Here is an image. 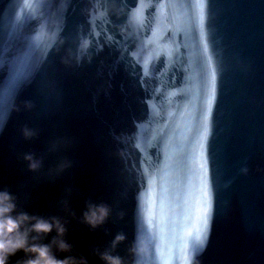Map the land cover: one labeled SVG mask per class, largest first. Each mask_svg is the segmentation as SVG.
I'll use <instances>...</instances> for the list:
<instances>
[{"label":"water","instance_id":"water-1","mask_svg":"<svg viewBox=\"0 0 264 264\" xmlns=\"http://www.w3.org/2000/svg\"><path fill=\"white\" fill-rule=\"evenodd\" d=\"M205 188L195 264H239L264 200V0H0V190L65 222L73 251L58 258L164 264ZM88 202L111 208L95 231Z\"/></svg>","mask_w":264,"mask_h":264},{"label":"clouds","instance_id":"clouds-1","mask_svg":"<svg viewBox=\"0 0 264 264\" xmlns=\"http://www.w3.org/2000/svg\"><path fill=\"white\" fill-rule=\"evenodd\" d=\"M108 14L110 9L103 10ZM58 33L47 31L39 34L37 40H47L50 44H55ZM89 48L87 41L82 42L77 53V60L82 59ZM27 108H31L30 103H26ZM23 135L26 140H32L37 137V133L27 127L23 129ZM24 160L27 162L29 170L38 171L43 161L37 159L34 154H25ZM70 166V165H69ZM111 217V208L104 203L86 204V210L82 214V222L93 231L102 228ZM67 227L59 217L33 216L26 211L18 209L17 197L11 191L0 190V264H11V260L19 252H24L28 259L25 264H88L85 256L65 255L63 259L55 254L72 253L73 246L67 241ZM53 233L56 235L50 243L40 242L42 238L49 237ZM126 240L123 233H119L112 241V248ZM97 255L102 264H123L121 257L112 255L105 250Z\"/></svg>","mask_w":264,"mask_h":264},{"label":"snow or ice","instance_id":"snow-or-ice-1","mask_svg":"<svg viewBox=\"0 0 264 264\" xmlns=\"http://www.w3.org/2000/svg\"><path fill=\"white\" fill-rule=\"evenodd\" d=\"M133 19H136L135 14ZM42 42L45 46L50 43L47 40ZM197 220L198 225L194 231L182 229L183 234L175 258H164V264H195L196 257L206 247L211 229V204L206 188L203 190L202 200L197 209Z\"/></svg>","mask_w":264,"mask_h":264}]
</instances>
